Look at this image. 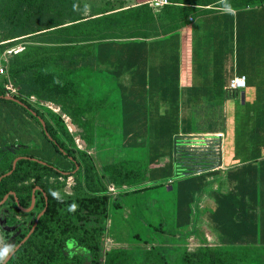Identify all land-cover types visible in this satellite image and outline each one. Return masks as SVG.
<instances>
[{
    "label": "crops",
    "instance_id": "crops-1",
    "mask_svg": "<svg viewBox=\"0 0 264 264\" xmlns=\"http://www.w3.org/2000/svg\"><path fill=\"white\" fill-rule=\"evenodd\" d=\"M137 1H143L138 5L148 2ZM196 8L167 34L95 42L91 68L101 78L92 86L98 96L105 97L98 86L101 79L111 76L123 82L127 98L136 97L141 89L144 99L149 96L141 120L155 121L157 128L149 132L151 128L143 124L142 133L126 128L124 138L125 146L142 144L151 133L163 138V143L157 142L163 144V167L143 174L150 179L170 176L177 168L173 161L176 142L187 147L216 144L221 163L193 174L209 187L207 194L202 192L208 208L199 215L200 231L223 245H231L233 233L248 230L256 232V242H264V2L211 12L205 11L214 7ZM236 77L245 78V89L227 92ZM127 112L126 120L131 121L127 125L137 124L139 118L132 115V107ZM171 120L180 122L174 131H169ZM73 127L81 136L95 138L88 147L82 141L96 153L98 124L95 122L90 134L83 127ZM217 134L223 137L217 138ZM136 138L143 139L137 142ZM177 181L169 178L167 184ZM170 217L174 221L175 214ZM197 226L190 220L187 226L174 225L173 232H196ZM245 242L242 238L238 241Z\"/></svg>",
    "mask_w": 264,
    "mask_h": 264
},
{
    "label": "trees",
    "instance_id": "trees-1",
    "mask_svg": "<svg viewBox=\"0 0 264 264\" xmlns=\"http://www.w3.org/2000/svg\"><path fill=\"white\" fill-rule=\"evenodd\" d=\"M14 1L20 2L24 9H28L27 11H32L33 0ZM34 1L36 2V0ZM260 2H264V0H171L169 6H164L158 12H161V15L164 12L169 20L176 21L185 18L191 11L197 9L196 7H214L205 11L211 12L216 8L241 7ZM11 10L13 11V9ZM153 13L155 12L147 4H142L113 14L104 15L105 12H100L97 15L101 16L91 20L82 21V18H71L68 25L62 28H58L61 26L59 24L55 26L49 24L48 28H55L49 32L57 35L53 40L55 41L54 46H51L50 49L52 53L49 56H36L39 48L31 46L25 48L24 52L10 54L8 56L9 64L6 78L9 76L11 81L18 82L17 88H15L19 95L34 96L38 101L52 103L60 109L63 116L71 119L73 125L85 128L90 134L95 126L96 115L105 109L106 105L97 95V90L92 86L95 83L92 65L78 66V61L91 62L94 59V46L92 45L98 41L155 37L149 34V30H141L153 23ZM12 16L2 12L0 26L7 28L13 24L17 25L16 18ZM180 23L169 26L164 34L176 30ZM39 31H31L18 25L11 35L14 37L22 33L33 35L39 33ZM14 42H7L2 45ZM65 64L70 67H66ZM4 95V88L0 84V102L13 103L20 107L18 104L4 99ZM15 99L26 104L20 97H15ZM29 108L40 116L47 132V134L44 130L40 132L44 152L38 153L40 157L37 158V160L47 164L31 159H20L16 162L15 169L12 170V163L18 157V148L14 145L8 148L0 146V178L5 175L0 179V202L9 192H12L14 199H17V202L13 199L16 209L19 210L18 207L24 208L29 205L32 189L39 186L46 193L47 209L38 220L33 233L12 255L7 264H68V242L76 243L79 247L78 250L81 252L77 255L79 262H81L82 256L87 257L88 261L91 262L90 264H98V258L101 256L100 253L106 239L105 225L109 205L104 179L107 178L108 184L123 189V186L131 187L140 184V173L132 167L116 169L115 165H106L104 169L107 167L113 169L109 177L99 175L93 158L86 151L77 149L75 140L60 114L48 110L47 115L43 116L34 108L30 106ZM24 111L31 119L34 118L30 112ZM36 123L42 127L39 121ZM5 128V125H0L1 130H5ZM9 128L15 133L11 136V142H15L18 138L21 139L23 144L31 141L25 135H20L15 130L16 126L13 123H10ZM83 137L87 147L95 139L91 136ZM53 142H56L58 146ZM215 145L212 142L205 147L192 148L187 147L186 144H180V142L175 144L173 150L174 165L177 170L180 166L185 169L184 174L177 173L178 177L181 175V179L177 181L175 190L177 205L174 213V225L176 227L187 226L190 223V205L193 203L195 196H199L205 188L203 179L193 174L214 167L219 156L218 147H215ZM54 154L63 159H65V156L71 157L78 167L76 173H81V178L77 179L73 187V203L75 206L69 207V202L64 199L61 193L56 191L57 188L64 185L63 183L57 182L54 188L48 189L42 182L43 177L64 176L67 178L70 175H62L51 167L52 165L48 162V159L57 160ZM154 160L150 163H153ZM66 162L71 166V171L76 169L72 162ZM65 166L64 164L63 168L69 171L70 169ZM184 176L186 178H182ZM110 179H113L114 182ZM29 180L34 182L27 185L25 182ZM169 189L172 191L173 187L169 186ZM142 190L131 189L130 193ZM128 193V189H124V192H122L124 195ZM236 196L235 194L234 197ZM231 197L233 199L232 195ZM236 203L238 204L239 201L237 200ZM118 209H120V204L114 201L112 211L115 212V215ZM30 228L23 236L28 234ZM256 235V232L249 230L239 234L233 233L229 241L236 245L242 238L246 242L249 241L255 244ZM229 248L232 247L184 252L181 258L186 264H237L245 262L246 253L237 252L234 249L229 251L227 250ZM105 257L104 264H122L123 261L122 252L119 249L111 250L105 254Z\"/></svg>",
    "mask_w": 264,
    "mask_h": 264
},
{
    "label": "rangeland",
    "instance_id": "rangeland-1",
    "mask_svg": "<svg viewBox=\"0 0 264 264\" xmlns=\"http://www.w3.org/2000/svg\"><path fill=\"white\" fill-rule=\"evenodd\" d=\"M147 1L150 0H146L145 2ZM170 1L171 0H168L169 4L167 6L171 4ZM138 4L140 3L137 0H36V2L33 0L32 11H27L28 9H24V6L22 7V4L18 1L0 0V18L2 16V12L13 15L14 18H16L17 24H13L7 28L5 26H0V65L8 67V56L10 54L14 55L22 51L24 52L25 48L31 46H37V48H39L36 56H49L52 53L50 50L51 46H54L53 43L55 41L53 40L56 38L55 36H57L55 33L49 32L55 29L48 28L49 24L50 26L59 24L61 26L58 28H62L68 25V22L71 21V18H82V21L91 20L101 16L97 15L100 12H105L104 15L113 14L122 10L136 7ZM11 9H13V11ZM153 15V23L147 25L145 28L143 27L141 30H149V34L155 37L164 34L165 30L169 29V26L171 27L172 24L181 22L182 19L181 18L176 21L171 19L169 20L168 17L164 15V12L163 15H161V12H155ZM18 25L24 26L26 29L31 31H40L39 33L33 35L22 33L17 35V37H14L11 35V33L14 32V29ZM13 41L15 42L8 45H2ZM77 64L78 66H93L95 62L94 59L87 63H85L83 60H80ZM65 66L70 67L66 64ZM98 75L99 74L96 73L93 76L95 81L101 78ZM119 80L120 79L118 78L116 79L114 77L108 76L105 77L104 80L101 79V83L98 86L101 94L106 95L105 97H100L102 102L106 105V108L100 111L96 116V123L98 124L96 131V153L93 151V149L91 150L84 146L82 141L84 137L81 136L75 127H73L71 119L63 116L60 109L58 112H55L61 115L62 119L68 126L69 131L75 140L77 149L86 151L93 158L96 170L99 175L109 177L113 169L110 167L104 169L106 165H115L116 169H128L129 167H132L133 169L139 171L141 175L139 181H146L142 184L131 187L126 186V189L129 190V193L126 195L122 194L124 189L117 188L119 190L117 195L108 196L109 205L107 221L105 225V251L108 252L111 249L121 250L123 258L122 264H186L181 258L184 252H197V250H217L223 248L194 247V245L197 243L205 242L204 239H196L198 237V233L203 235L200 231L203 225H199V223H201V218L199 215L203 210L208 208L206 195H203L201 198L199 196H195L193 203L190 205L191 224H193L195 227L198 223V229L195 232L196 234L193 236V229L190 231L188 230L184 234H182L184 229L180 230L179 232L176 231L177 233L173 232L175 230L174 221H172L170 216L176 212L177 203L175 198V190L177 188V183H172L169 185L167 182L169 178H171L173 182L177 181L181 177V175L178 177L177 173L182 174L185 169L180 166L178 167V170L175 168L170 176H159L155 179H150V177L147 175L149 172L157 171L155 167H163V156H161L163 144H157L159 140H162L163 143V138L156 136L152 137L151 133V135L148 136L142 144H136L135 142L132 145L125 146V142L127 141L126 138H124V134L126 135L127 132L126 128H133L134 133H142V131L139 129H141V125L144 123L147 128H151L149 132H153L157 127L155 121L143 122L141 120L143 116V110L146 107V104L149 103V96L144 99L143 95L141 94V89L138 90L136 97L127 98V94L126 92L124 93V90L121 86L123 82ZM6 83H11L17 88L18 82L11 81L9 76L8 78H0V84L2 86H4ZM148 87L149 84L147 83V88ZM155 100L158 101V99ZM131 107L133 110L132 115L136 116V118H139L136 122L138 125H127L129 122H131L130 120L129 122L126 120L128 116L127 111L129 108L131 109ZM170 107L172 106L170 105ZM52 108L57 110L54 107ZM10 123H13L14 126H16L15 130L19 132L20 135H25L26 137L30 138L32 142L23 144L21 139L18 138L13 144H10L12 141L11 136L15 134L9 128ZM179 123L180 122L177 123L173 120L169 121V131H174L176 124ZM0 125L6 126L5 130L0 129V135H3L0 136V146H4L5 148H8L12 145L16 146V148H18V156L31 155L32 151H36L38 149L40 154L44 152V150H42V138L35 129V126L38 124L35 123V121H32V119L21 107H17L13 103L9 104L0 102ZM118 128H124V130ZM142 139L143 138H136V141L138 142ZM33 142H35V145ZM190 147L193 148L194 146ZM154 159L155 161L150 163V161H153ZM48 162L53 164L55 169L59 168V159L53 160L50 158L48 159ZM65 165L66 168H70V165L67 163ZM145 173L147 174L143 175ZM80 178L81 173L73 172L68 178L62 176L52 177L51 179V182H63L65 189L62 190L63 193L61 194L63 195L64 199L69 202V207L75 206L73 203L72 189L77 179ZM110 180L114 182L113 179ZM104 183L105 187L107 188L109 183L107 178L104 179ZM67 184H70L69 188L67 187ZM169 186L173 187L172 191L169 189ZM131 189L143 190L130 193ZM208 189L209 187L207 186L204 188V194H207ZM114 201L120 204V209L116 210V215L115 212L112 211ZM199 202H201L203 205L200 207L202 210H198L199 207L197 206ZM41 206V203H39L31 215L17 214L15 213L12 206H6L5 209H7V211H4L3 209L0 210V249L8 248V254L11 252L12 245L15 243V240L10 238L12 236L10 232H12L15 228H18L19 233H22L23 231L25 232L29 225L33 223L35 215L40 212ZM13 214L15 217L12 216ZM163 229L168 231V233L163 231ZM250 230H252V228H250ZM154 239L158 244L150 246V243ZM208 240L210 244L219 243L217 239H214L211 236L208 237ZM229 246L232 248L227 250L230 251L234 249L237 250V252H244L247 255L245 262L237 264H264V242H256L253 244L252 242L247 241L245 243H238L236 245L231 243V245L226 247ZM3 259H0V263L3 261Z\"/></svg>",
    "mask_w": 264,
    "mask_h": 264
},
{
    "label": "flooded vegetation",
    "instance_id": "flooded-vegetation-1",
    "mask_svg": "<svg viewBox=\"0 0 264 264\" xmlns=\"http://www.w3.org/2000/svg\"><path fill=\"white\" fill-rule=\"evenodd\" d=\"M1 78V77H0ZM4 97H5V95H4ZM12 98H14L15 99V97H12ZM9 101V100H8ZM24 101V100H23ZM21 102V101H20ZM24 102H26V101H24ZM15 103V102H14ZM23 103V102H22ZM17 104V103H16ZM28 104V105H27ZM23 105L24 106H26L28 109H26V108H24L23 106H20V105H18V106H20L21 108H23L24 110H27L28 112H30V108H29V106L30 107H32V108H34L37 112H39V113H41L43 116H46L47 115V112H48V110L49 109H38V108H36L35 106H33L32 104H30L29 102H26V104L25 103H23ZM31 111H33V110H31ZM33 113L34 114H31V112H30V114L34 117L33 119H32V121H35V123L37 122V121H39L41 124H42V127H40L39 125H36L35 126V129L37 130V132H38V134H40V132L42 131V130H44L45 131V134L47 133L46 132V130H45V128H44V125H43V121L41 120V118H40V116L36 113V112H34L33 111ZM40 136H41V134H40ZM30 142H32V141H30ZM38 142V141H37ZM12 143H14V142H10V144H12ZM29 143V142H28ZM27 143V144H28ZM34 143V145H35V142H33ZM56 146H58V144L56 143V142H53ZM39 144V143H38ZM38 144H36V145H38ZM39 146V145H38ZM39 150V149H38ZM38 150H36V151H38ZM36 151H32V153H31V155H28V156H18V157H26L27 159H35V161H39V160H37V158H39L40 156H38V154H35V153H39V151L38 152H36ZM33 152H34V154H33ZM55 155V157H57V159H59L60 160V164H59V168H57V169H55V166L53 165V164H51L52 166L51 167H53L56 171H58L60 174H62V175H66V174H71V173H73V172H76L77 170H78V167L76 166V162L71 158V157H69V156H65V159H63V158H61L59 155H57L56 156V154H54ZM33 158H32V157ZM16 159V158H15ZM54 160V159H53ZM66 161H70V162H72L75 166H76V169L74 170V171H71L70 172V170L69 171H66L65 170V168H63V165L64 164H66L67 162ZM43 163H45V164H47L46 162H43ZM50 163V162H49ZM69 169H71V166H70V168ZM64 177V176H63ZM68 177H69V175H68ZM67 177V178H68ZM1 179V178H0ZM51 179H52V177H43L42 178V182H43V184L48 188V189H52V188H54V186H56V184H57V182H51ZM34 181L33 180H29V181H26L25 183L27 184V185H29V184H31V183H33ZM60 183H63V182H60ZM75 186V185H74ZM67 187L69 188L70 187V184H67ZM66 187V188H67ZM65 189V186L63 185L62 187H60V188H57L56 189V191L57 192H59V193H63L62 192V190H64ZM73 190V189H72ZM70 195H71V192H70ZM73 196H74V193L72 194ZM6 196H8L7 197V199H6V201L4 202V204H2V205H0V210H4V211H7V209H5V207L6 206H12V208L14 209V211H15V213H17V214H26V215H31L34 211H35V209L37 208V206H38V204L39 203H41V210H40V212L38 213V214H36L35 215V217H34V219H33V223L31 224V225H29V227H28V229L30 228V226H32L31 228H30V230H29V232H28V234H26V236H23V234L28 230H26L25 232L23 231L22 233H19V230H18V228H15L12 232H10L11 234H12V236L10 237L11 239H14L15 240V243L12 245V250H11V252L3 259V261L0 263V264H7L8 262H9V260H10V258L12 257V255L27 241V239L30 237V235L33 233V231L31 232V230H32V228H33V224H34V222H35V220H36V217L37 216H39V215H43L44 213H45V211H46V209H47V196H46V193L44 192V190L41 188V187H39V186H36V187H34L33 189H32V193H31V199H30V202H29V205L28 206H26V207H18L19 208V210H17L16 209V207H15V205H14V201L15 202H17V199H14V195H12V192H9ZM5 198V197H4ZM3 198V199H4ZM13 199H14V201H13ZM33 199H34V201H33ZM41 215V216H42ZM13 217H15V215L13 214L12 215ZM35 229V228H34ZM31 232V233H30ZM195 232V231H194ZM202 233V232H201ZM30 234V235H29ZM203 234V233H202ZM29 235V236H28ZM201 235V234H200ZM28 236V238L24 241V239L26 238ZM10 238H9V240H10ZM200 239H204L205 240V242L204 243H197V244H195L194 245V247L195 248H201V247H203V248H206V247H208V248H210V247H226V246H228V245H230V244H220V243H216V244H210V242H209V240H208V237L207 236H204V234L203 235H201V238H199V235H198V237H197V239L196 240H200ZM105 243V242H104ZM158 243H157V241L154 239L151 243H150V246H153V245H157ZM68 252H67V259H68V261H69V263L68 264H90L91 262L90 261H88V259H87V257H82L81 256V262H79L78 261V257H77V255H78V253L80 252L78 249H79V247L77 246V244L76 243H73V242H68ZM111 250H114V249H111ZM110 250V251H111ZM200 250V249H199ZM110 251H108V252H110ZM13 252V253H12ZM108 252H106L105 251V249H104V244H103V247H102V250H101V256L98 258V264H102V262H103V264H104V262H105V254L106 253H108ZM196 252V251H195ZM197 252H198V250H197ZM12 253V255H11V257L9 258V259H7V257L10 255ZM81 253V252H80ZM79 253V254H80ZM76 256V257H75ZM80 258V257H79ZM7 259V260H6Z\"/></svg>",
    "mask_w": 264,
    "mask_h": 264
},
{
    "label": "built area",
    "instance_id": "built-area-1",
    "mask_svg": "<svg viewBox=\"0 0 264 264\" xmlns=\"http://www.w3.org/2000/svg\"><path fill=\"white\" fill-rule=\"evenodd\" d=\"M146 4L154 12H158L161 8L168 5L169 2H168V0H150ZM6 76H7V67L4 65H0V77L6 78ZM245 87H246L245 78L244 77H236V78H233L229 82V84L227 86V92H229V93L237 92V91L245 89ZM3 88L5 91V97H20V98H22V100L29 102L30 104H32L33 106H35L38 109H49V110H52L54 112L59 111V108H57L52 103L38 101L34 96L25 97V96L19 95L17 89L11 83L4 84ZM52 107L56 108L57 110H54ZM216 137L222 138L223 135L217 134ZM122 188L126 189L125 186H123ZM106 191H107L108 196L117 195L119 192V190L116 187H114L112 184L107 185ZM202 196H203V194L199 195L200 198ZM201 206H202V203L199 202L197 207L200 208Z\"/></svg>",
    "mask_w": 264,
    "mask_h": 264
},
{
    "label": "water",
    "instance_id": "water-1",
    "mask_svg": "<svg viewBox=\"0 0 264 264\" xmlns=\"http://www.w3.org/2000/svg\"><path fill=\"white\" fill-rule=\"evenodd\" d=\"M4 99H6V100H10V101H12V102H15V103H17L18 105L23 106L24 108L28 109L26 106L23 105L22 102H20V101L17 100V99H14V98H12V97H4ZM30 112H31V114H34L33 111L30 110ZM70 126H71V125H70ZM71 127H72V126H71ZM46 134H47V133H46ZM20 159H27V158H26V157H17V158L13 161V163H12V170L15 169L16 162H17L18 160H20ZM31 160H35V159H31ZM38 162H40V163H42V164H45V163H43V162H41V161H38ZM220 163H221V160L218 159L217 164H220ZM200 171H201V170H200ZM7 175H8V174H7ZM4 176H5V175H3L2 177H4ZM2 177H1V178H2ZM7 197H8V196H5V198L0 202V205L4 204V202L6 201ZM33 201H34V199H33ZM41 215H42V214H41ZM41 215H39V216L36 217V220H35V222H34V224H33V228H32V230H31V232H32V231L34 230V228L36 227L37 222H38V220L40 219ZM31 232H30V233H31ZM29 235H30V234H29ZM29 235H28V236H29ZM28 236L24 239V241L28 238ZM12 253H13V252H12ZM12 253L7 257V259H9V258L11 257ZM7 259H6V260H7Z\"/></svg>",
    "mask_w": 264,
    "mask_h": 264
},
{
    "label": "clouds",
    "instance_id": "clouds-1",
    "mask_svg": "<svg viewBox=\"0 0 264 264\" xmlns=\"http://www.w3.org/2000/svg\"><path fill=\"white\" fill-rule=\"evenodd\" d=\"M9 252L8 248L0 249V259H3Z\"/></svg>",
    "mask_w": 264,
    "mask_h": 264
}]
</instances>
